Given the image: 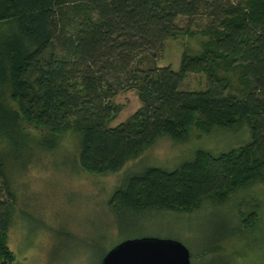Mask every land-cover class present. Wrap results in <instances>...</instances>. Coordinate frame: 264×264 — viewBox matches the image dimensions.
I'll return each instance as SVG.
<instances>
[{
  "label": "trees",
  "instance_id": "1",
  "mask_svg": "<svg viewBox=\"0 0 264 264\" xmlns=\"http://www.w3.org/2000/svg\"><path fill=\"white\" fill-rule=\"evenodd\" d=\"M201 14L207 18L198 30L201 52L184 51L178 70L150 66L140 80L134 60L153 55L165 39L197 33L177 20ZM189 73L202 74L205 87L183 89ZM127 89L137 91L141 106L107 125L117 112L114 97ZM240 126L250 139L237 148L198 149L173 170L148 166L128 175L108 200L120 220L191 213L264 183V0H0V182L6 193L0 264L15 258L8 246L15 197L6 169L19 151L51 150L61 133L73 130L80 135L81 167L102 173L119 170L162 135L184 141L193 130ZM241 204L233 217L244 234L239 227L216 234L202 256L219 254L222 264L230 263L218 242L244 237L259 219L257 202L246 210Z\"/></svg>",
  "mask_w": 264,
  "mask_h": 264
},
{
  "label": "rangeland",
  "instance_id": "2",
  "mask_svg": "<svg viewBox=\"0 0 264 264\" xmlns=\"http://www.w3.org/2000/svg\"><path fill=\"white\" fill-rule=\"evenodd\" d=\"M206 22L204 14L179 17L177 23L182 29L188 27L197 33L165 39L153 55L149 51L138 56L131 68L140 80L150 66L169 65L178 70L184 51L201 52L204 37L198 30ZM205 85V77L199 73H189L180 83L183 89H202ZM112 102L117 112L109 126L125 121L141 106L135 89L120 91ZM249 139L246 126L231 131L214 128L208 133L193 130L184 141L162 135L119 170L102 173L81 167L80 135L73 130L61 133L51 150L35 147L25 154L19 151L20 159L15 164L11 158L6 169L15 197L8 233V246L15 256L13 264H98L114 244L141 236L181 241L190 252L191 264H222L221 255L202 256L201 251L224 230L239 227L238 233L244 234L233 217L239 202H243L242 210L258 203L257 226L244 237H230L218 244L229 254V264H264V183L259 181L235 193L225 204L205 202L191 213L152 212L139 220H120L108 206L114 190L132 173L148 166L173 170L191 160L198 149L216 154L237 148ZM11 154L8 151L9 157ZM5 194L0 182V200L6 199Z\"/></svg>",
  "mask_w": 264,
  "mask_h": 264
},
{
  "label": "water",
  "instance_id": "3",
  "mask_svg": "<svg viewBox=\"0 0 264 264\" xmlns=\"http://www.w3.org/2000/svg\"><path fill=\"white\" fill-rule=\"evenodd\" d=\"M179 240L157 236L125 238L109 248L98 264H191Z\"/></svg>",
  "mask_w": 264,
  "mask_h": 264
}]
</instances>
